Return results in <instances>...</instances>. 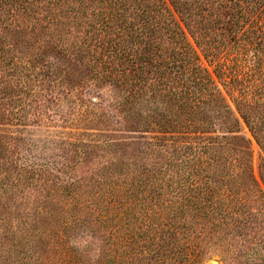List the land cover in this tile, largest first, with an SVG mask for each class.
Instances as JSON below:
<instances>
[{"label": "trees", "instance_id": "obj_1", "mask_svg": "<svg viewBox=\"0 0 264 264\" xmlns=\"http://www.w3.org/2000/svg\"><path fill=\"white\" fill-rule=\"evenodd\" d=\"M78 79L108 85L110 110L89 104L77 119H62L86 127L119 117L116 122L144 135L126 144L138 146L140 155L118 158V171L145 176L144 188L155 178L166 182L160 189L177 200L155 217L172 237L179 231L190 238L194 231L180 225L185 207L206 220L225 221L234 209L248 222L264 215V0H0V111L12 92L21 91V82L43 87L52 81L51 95L40 89L35 95L43 94L42 104L33 99L29 106L36 116L54 104L58 112L65 102L77 103L68 88ZM31 111L21 108L15 117L27 123ZM242 123L262 153L260 179ZM100 136L94 134L93 141ZM76 141L69 144L78 146ZM79 146L89 156L99 144ZM6 164L1 159L0 167ZM113 167L102 169L103 179L113 176ZM164 194L160 190L155 199ZM112 202L103 222L127 244L132 209ZM73 218L66 230L80 226L81 217ZM160 229L154 230L165 231ZM209 254L195 244L185 260L203 264Z\"/></svg>", "mask_w": 264, "mask_h": 264}, {"label": "rangeland", "instance_id": "obj_2", "mask_svg": "<svg viewBox=\"0 0 264 264\" xmlns=\"http://www.w3.org/2000/svg\"><path fill=\"white\" fill-rule=\"evenodd\" d=\"M14 80L9 87L15 88ZM51 82L43 87L21 82L17 87L21 91L12 92L0 111V161L7 163L0 167V264H68L66 258L73 262L81 258V264H191L185 259L195 244L209 250L203 264H259L264 259V215L248 222L246 216L241 218L239 209H234L225 221L219 217L206 220L194 217L193 208L185 207V217L179 219L181 226L187 224L194 230L190 238L179 231L172 237L166 226L157 225L155 216L165 215L168 209L164 208L177 200L167 194V188L160 189L161 184L167 186L166 182L155 178L144 188L140 181L145 176L128 178L118 171V158L133 152L140 155L138 146L129 148L126 144L144 135L116 122L119 117L110 119L108 125L86 127L62 119L65 114L77 119L79 111L89 104L110 110L111 88L78 79L75 87L68 88V97L76 104L65 102L58 112L54 104L53 109H43V115L36 116L39 112L29 104L33 99L41 103L43 94L50 96L47 88H51ZM40 89L44 93L36 96ZM21 108L32 109L26 113L27 123L15 117ZM240 128L251 141L253 167L260 179L261 150L244 123ZM83 132L91 136L74 135ZM94 134L104 137L93 141ZM75 140L78 146L69 144ZM79 143L99 147L90 148L89 156H84L85 148ZM111 163L118 165L113 167ZM108 167H113V176L103 179L101 171ZM160 190L165 194L156 200ZM112 199L124 201L132 209L126 232L133 238L127 244L103 222L109 202L114 204ZM73 217H81L77 224L82 227L66 230ZM165 222L172 221L167 218ZM160 228L165 231L156 233L154 229ZM68 248L71 256L65 254Z\"/></svg>", "mask_w": 264, "mask_h": 264}]
</instances>
